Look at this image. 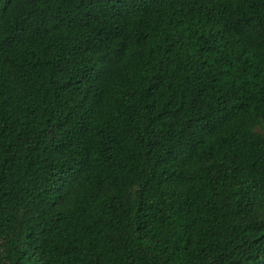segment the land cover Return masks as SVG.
<instances>
[{"label":"trees","instance_id":"trees-1","mask_svg":"<svg viewBox=\"0 0 264 264\" xmlns=\"http://www.w3.org/2000/svg\"><path fill=\"white\" fill-rule=\"evenodd\" d=\"M0 264H264V0H0Z\"/></svg>","mask_w":264,"mask_h":264}]
</instances>
